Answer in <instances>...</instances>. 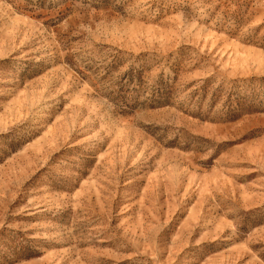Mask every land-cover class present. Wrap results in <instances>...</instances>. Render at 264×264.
I'll list each match as a JSON object with an SVG mask.
<instances>
[{
  "label": "rangeland",
  "instance_id": "1",
  "mask_svg": "<svg viewBox=\"0 0 264 264\" xmlns=\"http://www.w3.org/2000/svg\"><path fill=\"white\" fill-rule=\"evenodd\" d=\"M0 264H264V0H0Z\"/></svg>",
  "mask_w": 264,
  "mask_h": 264
}]
</instances>
